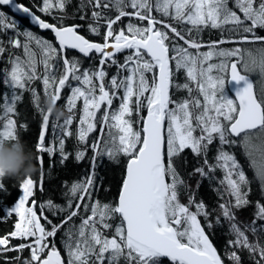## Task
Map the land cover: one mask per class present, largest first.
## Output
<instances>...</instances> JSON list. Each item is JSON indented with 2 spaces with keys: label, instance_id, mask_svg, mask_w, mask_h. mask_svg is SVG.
Segmentation results:
<instances>
[{
  "label": "snow or ice",
  "instance_id": "6c2138e0",
  "mask_svg": "<svg viewBox=\"0 0 264 264\" xmlns=\"http://www.w3.org/2000/svg\"><path fill=\"white\" fill-rule=\"evenodd\" d=\"M68 2L43 0L40 10L50 12L53 7L63 10ZM12 4L14 0H0V5ZM88 6L93 9V23L88 25V30L101 37L102 42L81 35L79 26L65 25L64 17L58 18V24L47 23L29 8L14 5L16 11L31 16L40 28L50 29L58 41V46L54 45L28 30L16 32L7 41L14 48H22L25 58L10 57V70H4L3 83L32 94L33 104L42 118L37 152L52 153L53 149L44 144L48 131L60 129L65 137L72 134L70 126L80 100L78 142L87 145L90 133L99 130V135L90 144L92 173L85 180L70 185L65 193L67 205H54L51 200L39 205L41 211L48 208L66 213L59 224L46 216H38L34 203L26 206L33 196L35 182L31 175L25 176L20 184L23 195L7 213L8 216L14 213L18 220L13 231L0 236V253L22 252L29 248L30 259L24 264H65L54 241L48 239L64 229L67 264H105V261L118 264L121 257L127 264H160L162 258H168L172 264H222L198 219L203 216L207 221L210 213L203 201H196L195 194L175 166L182 152L190 148L197 156H204L203 165L195 168L193 175L208 177L217 168L224 172L219 183L234 202L229 199L218 207L234 237L229 244L248 250L253 257L258 254L260 259L255 264H264V203L255 202L256 211L250 223L238 221L236 210L253 203L248 199L250 181L236 155L223 150L224 145L241 147L264 191V96L257 97L253 83L245 74L257 68L264 73V36L258 34V29H264V0H234L235 9L242 16L229 6V0H87V3L82 0L80 10ZM112 11L116 13L114 18L109 14ZM154 11L169 21L157 19ZM125 17H135L146 25L129 22L126 28L119 27ZM209 26L226 30L239 39L230 36L227 41L221 39L208 44V51H200L203 45L198 42L199 33ZM17 27L16 21L9 22L6 14L0 11V30H16ZM226 42H259L261 47L255 52L240 47L229 49L221 46ZM33 44L39 50V61ZM68 49L78 50L84 57L99 54L98 67L82 70L80 61L67 55ZM125 50H129V54L121 63L116 56ZM5 51L0 41V55ZM213 57L219 58V62H210ZM170 62H174L176 71H186L189 82L174 86L186 89L189 98L171 99L174 71ZM38 63L43 65L42 75H38ZM112 65L116 66V74L106 82L109 76L106 66ZM226 77L244 82L235 99L228 98L225 93V84L229 81ZM37 79H42L45 98L50 96L56 105L62 99V90L70 88L71 94L66 101L69 115L62 123L53 117L51 109L40 106V96L30 87ZM72 81L78 86L73 87ZM193 92L198 95L194 96ZM22 95V91L19 94L13 91L10 102L3 106L0 143L18 138L17 122L11 114L16 112ZM117 99L118 107L113 108ZM172 104L175 106L170 107ZM197 130L199 135H195ZM217 138L220 148L216 163L209 164L208 147ZM59 144L63 162L68 158L64 139H60ZM86 150H77L75 158L83 160ZM104 155L113 161L121 155L127 158L115 204L93 201L97 158ZM40 163L42 166L43 161ZM4 177L0 175V181ZM3 187L0 182V188ZM182 188L189 192L187 204L179 199ZM77 217L80 219L78 225L74 223ZM117 217L120 224L109 238L104 230H111L113 225L108 221ZM41 219L51 226L50 230L41 224ZM216 223H220L219 216ZM207 226L211 228L212 223ZM249 233L256 239L250 240ZM29 237L34 238L32 243L10 244L11 238ZM229 258L233 264H240L241 258L236 251L230 252ZM14 260L18 261L19 256Z\"/></svg>",
  "mask_w": 264,
  "mask_h": 264
},
{
  "label": "trees",
  "instance_id": "16d2710c",
  "mask_svg": "<svg viewBox=\"0 0 264 264\" xmlns=\"http://www.w3.org/2000/svg\"><path fill=\"white\" fill-rule=\"evenodd\" d=\"M20 3H23L34 10L37 14H39L44 19L48 20L51 23L58 24V18L64 17V24H79L82 25L80 30L87 38L95 41H102L101 37L95 36L90 33L88 30V25L93 23L91 18L92 8L90 6L85 7L83 10L81 9L82 0H69L65 9L60 10L58 8L53 7L50 12H42L40 9L43 7V0H17ZM55 2V0H54ZM84 3H87V0H83ZM229 6L233 7L234 10V0H229ZM0 11L6 13V17L9 22L18 21L16 17L11 14V11L7 8L1 7ZM131 11V9H129ZM70 12V13H69ZM75 12V13H74ZM69 13V14H68ZM78 13V14H77ZM71 14V15H70ZM75 14V15H74ZM113 18L115 16V12L112 11L109 13ZM154 16L158 19H164L168 22L169 18L161 17L159 13L153 12ZM242 16V13H239ZM75 16V17H74ZM81 17H84L81 19ZM132 22L137 24L138 26L141 24L146 25V22H140L135 17H125L122 18V21L119 23V27H125L126 25ZM103 23V21H101ZM174 23V22H173ZM16 30H0V41H3L4 46L6 47V51L0 55V116L3 115V106L6 102H10L11 95L13 91H17L19 94L21 91L23 92L22 100L16 104V112L11 114L12 118L17 122V137L26 143L28 148L31 149L34 155V162L37 165V171L31 175V178L34 180V189L33 196L29 199V204L32 201H35L37 215L41 217H47L54 224H59L66 213H61L59 209L49 210L45 208L43 211L40 210L39 205L46 204L47 201L51 200L54 205L66 206L67 205V197L65 193H68L69 187L73 182L85 180L91 173V158L93 156V151L90 147L92 139L96 138L99 135V130L96 132L89 134V141L87 145L80 144L77 138V129L79 126V116L81 115L82 110V100L77 101V107L74 110L75 119L73 124L70 126L71 135L65 137L60 129H56L55 132L48 131L47 136L45 138V147L52 148V153L46 152H37L36 144L38 142V137L41 132V123L42 118L38 109L34 106L32 101V94L30 91L25 90H14L11 84H4L3 80L5 79L4 70H10L9 59L15 58V56H22L21 59H24L23 49L22 48H14L11 45H8L7 41L12 38L16 32H22L20 28L22 26L30 27L27 20H20L17 22ZM179 27V25H177ZM185 28L191 27L190 25H184ZM227 28V26H225ZM33 33L38 34V36H42L46 38L48 41H54L52 34L50 32L40 33L39 29L31 28ZM102 32L104 29L102 28ZM258 34L264 36V29H258ZM227 32L226 30L221 29H212L210 26L203 28V30L199 33V41L202 43V47L200 51H208V44L220 41L221 39L228 40L230 36H233ZM21 40L24 38L19 37ZM172 39H175L172 37ZM179 43L183 44L182 41ZM55 44V43H54ZM261 45L259 42L257 43H232L226 42L221 45L224 48H233L240 47L242 49L251 50L255 49V47ZM186 46V45H185ZM261 47V46H259ZM195 52L194 49H190ZM129 53H122L116 56L121 63L124 60V57ZM67 55L70 57H76L81 63V69H86L90 67H98L99 64V56L96 54H92L90 57H84L79 55L74 51H68ZM219 61V58L213 57L212 61ZM243 68V65H240ZM172 68L174 71L173 75V86L171 91V99L173 101H180L184 98H189L188 92L186 89H177L175 88V84H183L189 82L187 79L186 71L181 69L176 71L174 68V62H172ZM42 70L43 73V65L41 64L40 68L37 67V71ZM106 70L109 73V76L106 78L107 80L114 74H116V66L112 65L110 67L106 66ZM151 75V74H150ZM149 75V78L151 76ZM227 80V77H226ZM72 86H78L77 82L72 81ZM191 87L194 88V84H190ZM227 86V81H226ZM31 88H34L37 94L40 96V106L46 109L45 105V96L43 92V83L42 79H37L31 82ZM258 98L264 96V92L259 91ZM71 94L70 88L66 87L62 92V99L59 102L57 107L65 102L67 97ZM120 95H122V90H120ZM7 98V99H6ZM119 100H114L113 108L118 107ZM172 104L170 107H174ZM64 110V109H62ZM65 118L69 115L68 111L65 110ZM144 114V113H143ZM135 114H133V120H135ZM64 118L60 119L59 122L62 123ZM22 125H26V127H22ZM134 127H139V125H134ZM200 134L199 130L195 133ZM60 139H64V152L68 155L66 160L62 161V157L60 154ZM86 150V155L83 160H77L75 158V153L77 150ZM220 148L218 138L213 140V143L209 145L207 151V160L209 164H215V157L218 154V150ZM237 146H229L224 145L223 150L228 151L232 154L236 153V156L240 160L239 162L242 164L246 176L250 181L249 187L251 191L248 194V199L253 203L247 206L244 209L236 210V216L238 221L241 224H248L254 219L255 202L260 201L264 203V194L261 190V185L258 177H256L255 172L252 168L248 167L243 160V156L237 153ZM40 160L43 161L41 166ZM127 158L123 155L119 156L117 160H110L106 155L100 156L97 158L95 173L97 177L96 187L93 190V201L99 200L102 203H113L115 204L118 201L119 191L122 185V175L125 172ZM204 163V156H197L194 154L190 148L185 149L181 157L176 161L177 171L180 174V177L184 180L185 184L189 186L191 192L195 194V199L197 202L203 201L206 205L207 211L210 213L208 220L206 221L203 216L198 217L201 222V226L204 227V230L207 232L214 245L216 246L224 264H233V261L230 260L229 254L232 251H236L240 256L241 261L240 264H255L256 260H259V255L257 254L253 257L248 250L246 249H237L229 244V241L234 237L230 234L229 223L226 221L221 213L218 205L225 203L229 199H232L234 202V198L229 197L228 193L224 190V186H221L219 181L223 179L224 172L217 168L215 171L210 172L208 177H202L200 175H193L194 169L202 166ZM205 171H208L205 168ZM190 174V175H189ZM192 174V175H191ZM25 176L19 177H9L5 176L2 178L3 188H0V236L7 235L10 231L14 230V225L17 222L18 217L13 213L11 216H8V212H6V207L12 205L19 197L21 192L20 184ZM198 185V187H197ZM188 195L189 192L185 189H181L180 191V202L187 204L188 203ZM76 201H74L75 203ZM192 211H195V208H192ZM55 212V215L53 214ZM90 214V213H89ZM220 217V223H216L217 217ZM113 225L111 230H104L105 235L111 236L115 231V226L120 224V219L117 217L116 219L108 221ZM212 223V227L209 228L207 226L208 223ZM74 223L78 225L80 223L79 217L75 218ZM41 224L46 226L47 230L51 229V226L47 224L44 219H41ZM67 228V225L65 226ZM250 240H255L256 237H253L249 233ZM34 238L20 239V238H11L10 244L12 246H18L21 243L29 244L33 241ZM50 241H54L55 246L61 251L62 255L65 259V264H67V252L64 248L63 241L66 239L64 235V229H61L54 238H48ZM50 249V248H49ZM49 249H46L48 251ZM31 249L25 248L22 252L11 251L7 253H0V264H24L25 260L30 259ZM19 256V260H14L15 257ZM107 264V261H105ZM118 264H127V262L120 258ZM160 264H172L168 259L162 258Z\"/></svg>",
  "mask_w": 264,
  "mask_h": 264
},
{
  "label": "clouds",
  "instance_id": "9594fccd",
  "mask_svg": "<svg viewBox=\"0 0 264 264\" xmlns=\"http://www.w3.org/2000/svg\"><path fill=\"white\" fill-rule=\"evenodd\" d=\"M45 105L46 109H51L54 118H65V112L57 107L50 96L45 100ZM36 171L34 155L25 142L17 138L0 143V175L19 177L32 175Z\"/></svg>",
  "mask_w": 264,
  "mask_h": 264
},
{
  "label": "rangeland",
  "instance_id": "374dc122",
  "mask_svg": "<svg viewBox=\"0 0 264 264\" xmlns=\"http://www.w3.org/2000/svg\"><path fill=\"white\" fill-rule=\"evenodd\" d=\"M53 2H54V0H53ZM0 10H1V8H0ZM130 11V10H129ZM3 12V11H2ZM5 13V12H4ZM6 14V13H5ZM19 21L20 20H18V21H16V23L18 22L19 23ZM21 31L23 32V31H25V30H28V31H31L32 32V29L31 28H29V27H26V26H22L21 28ZM35 35H37L38 36V34H36V33H34ZM39 37H41V38H43V39H45V40H47L46 38H44L43 36H39ZM233 37V39H239V37L238 36H235V34L232 36ZM51 42V41H50ZM53 43V42H52ZM237 44V43H236ZM259 46H261V45H259ZM259 46L257 47H255V49H252V51L253 52H255V50L257 49V48H259ZM32 48H33V50L34 51H36L37 52V60L39 61V59H40V56H39V50L36 48V46L33 44L32 45ZM247 50V49H246ZM219 61H216V62H213V63H218ZM40 66H41V64L40 63H38L37 64V67L38 68H40ZM242 68V67H241ZM242 70H243V68H242ZM151 73H149L148 75H150ZM215 74V73H214ZM247 74L249 75V76H251L253 79H254V81L256 82L255 83V88H256V91H257V93H260L259 91L261 90L262 91V93L264 92V73H261L260 71H259V69L257 68V69H255V70H253V71H251V72H247ZM38 75H42V70H38ZM151 76V75H150ZM195 87V86H194ZM225 93H226V95L228 96V98H231V99H233V97L229 94V90L227 89V86H226V84H225ZM193 95L194 96H196V95H198V93H196V92H193ZM200 99H201V102H203V98H202V96H200L199 97ZM66 101H67V99L65 100V102L60 106V108L61 109H64L63 111H65V110H67V108H66ZM198 131V130H197ZM196 135H199L198 133L196 134ZM215 140V139H214ZM238 148H237V153H239L241 156H243L242 158H243V160H244V162L246 163V164H248V167H249V161H248V159H247V157H246V155L244 154V151H243V149L241 148V147H239V146H237ZM235 155H236V153H234ZM237 157V156H236ZM237 159H238V157H237ZM239 160V159H238ZM251 168V167H250ZM259 179V178H258ZM263 194H264V191H263ZM23 195V191H22V189H21V192H20V194H19V197H18V199L12 204V205H10V206H8V207H6V212H8V210L9 209H11L12 207H14L15 206V204L16 203H18L19 202V199H20V197ZM30 199V198H29ZM26 206H29V207H31V206H33V203L32 204H29V203H27V205ZM18 220V219H17Z\"/></svg>",
  "mask_w": 264,
  "mask_h": 264
},
{
  "label": "water",
  "instance_id": "95a60500",
  "mask_svg": "<svg viewBox=\"0 0 264 264\" xmlns=\"http://www.w3.org/2000/svg\"><path fill=\"white\" fill-rule=\"evenodd\" d=\"M15 4H19V5H23V6H25V7H27V8H29L30 9V11H31V13H33L35 16H39L41 19H43L39 14H37L34 10H32L30 7H28L27 5H25V4H23V3H20V2H18L17 0H14V4H12V5H1L2 7H6V8H9L10 10H11V12H12V14L13 15H15V16H17L18 18H21V19H27L28 20V22H29V24L32 26V27H34V28H38L41 32H47V31H51L50 29H42V28H40L39 26H38V24L32 19V17L31 16H29V15H27V14H25V13H23L22 11H16L15 10V7H14V5ZM45 22H47V23H51V22H49L48 20H45V19H43ZM70 25H76V26H79L78 27V30H79V33L81 34V35H84V34H82L81 32H80V30H81V28H82V25H79V24H70ZM52 32V31H51ZM53 33V32H52ZM53 36H54V38H55V34L53 33ZM85 36V35H84ZM86 37V36H85ZM87 38V37H86ZM87 39H89V38H87ZM89 40H91V39H89ZM92 41H94V40H92ZM55 42H56V44L58 45V41H56V39H55ZM94 42H100V41H94ZM68 50H71V51H75V52H77V53H79L78 52V50H72V49H68ZM125 51H129V50H125ZM124 51V52H125ZM79 54H81V53H79ZM119 54V53H118ZM81 55H83V54H81ZM97 55H99V54H97ZM170 65H171V62H170ZM171 67H172V65H171ZM249 76V75H248ZM249 78H250V81L253 83V91H254V93L256 94V92H255V85H254V81H253V79L249 76ZM230 78L228 77V80H229ZM228 87H229V89H230V91L234 94V96L236 97V92L239 90V89H241L243 86H244V82L243 81H240V82H236V81H231V80H229L228 82ZM171 89H172V87H170V96H171ZM238 102V101H237ZM59 103V102H58ZM58 105V104H57ZM144 115H146V113H144ZM46 136H47V133H46ZM122 186V185H121ZM121 189V188H120ZM120 192V191H119ZM119 196V195H118ZM118 202V201H117ZM206 233V232H205ZM207 234V233H206ZM208 235V234H207ZM209 239H210V241L212 242V244H213V246L216 248V246L214 245V243H213V241L211 240V238L209 237ZM58 249V248H57ZM59 250V249H58ZM216 250H217V248H216ZM60 251V250H59ZM61 252V251H60ZM217 253H218V255H220L219 254V252H218V250H217ZM62 255V254H61ZM221 257V256H220ZM62 258H63V256H62ZM64 259V258H63ZM164 259H168V258H164ZM222 259V258H221ZM169 260V259H168ZM222 264H224V262H223V260H222Z\"/></svg>",
  "mask_w": 264,
  "mask_h": 264
},
{
  "label": "bare ground",
  "instance_id": "6f19581e",
  "mask_svg": "<svg viewBox=\"0 0 264 264\" xmlns=\"http://www.w3.org/2000/svg\"><path fill=\"white\" fill-rule=\"evenodd\" d=\"M69 13H70V12H69ZM69 13H68V14H69ZM74 13H75V12H74ZM77 14H78V13H77ZM70 15H71V14H70ZM74 15H75V14H74ZM74 17H75V16H74ZM168 21H169V20H168ZM20 30H21V29H20ZM42 36H43V35H42ZM21 57H22V56H21ZM0 109H1V108H0ZM0 111H1V110H0ZM2 112H3V111H2ZM189 175H190V174H189ZM191 175H192V174H191Z\"/></svg>",
  "mask_w": 264,
  "mask_h": 264
},
{
  "label": "flooded vegetation",
  "instance_id": "af4514ba",
  "mask_svg": "<svg viewBox=\"0 0 264 264\" xmlns=\"http://www.w3.org/2000/svg\"><path fill=\"white\" fill-rule=\"evenodd\" d=\"M129 51H127V53H128ZM123 53H126V52H123Z\"/></svg>",
  "mask_w": 264,
  "mask_h": 264
}]
</instances>
